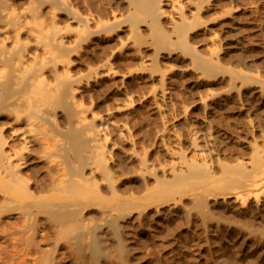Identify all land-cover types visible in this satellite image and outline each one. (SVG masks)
I'll list each match as a JSON object with an SVG mask.
<instances>
[{
    "label": "rangeland",
    "instance_id": "374dc122",
    "mask_svg": "<svg viewBox=\"0 0 264 264\" xmlns=\"http://www.w3.org/2000/svg\"><path fill=\"white\" fill-rule=\"evenodd\" d=\"M0 1L31 20L32 0ZM128 3L42 9L39 20L52 17L65 46L42 72L74 88L55 116L63 126L80 115L95 126L106 171L85 167L98 191L68 224L49 214L50 222L48 206L24 213L0 195V264H92L74 250L77 234L83 246L93 227L98 264H264V0H161L155 22ZM67 8L88 18L81 39L84 25ZM28 32L20 35L40 54ZM32 157L34 190L42 175ZM179 173L195 177L183 183ZM231 176L238 181L226 187L213 182Z\"/></svg>",
    "mask_w": 264,
    "mask_h": 264
},
{
    "label": "bare ground",
    "instance_id": "6f19581e",
    "mask_svg": "<svg viewBox=\"0 0 264 264\" xmlns=\"http://www.w3.org/2000/svg\"><path fill=\"white\" fill-rule=\"evenodd\" d=\"M32 2L34 3L32 10L27 12L30 14L31 20L25 18L26 21L20 16L23 12L18 14L11 7L10 9L7 3L5 6H0V191L2 192L0 195L5 199L3 204L6 202H8L6 205L9 203L18 204L21 206V210L24 209V211L22 210L24 213H28L27 209L36 202L41 206H48L47 217L51 215L50 217H54L51 219H64V223L67 221L66 224H68L67 217L78 212L77 206L92 194L96 195L98 182L92 175V169L91 175H88L84 169L88 165L89 167L93 165V171L98 168L105 170L106 151L103 144L95 142V126L91 123H84L83 115L72 122V126H63L55 116V107L59 100L67 99L71 94L73 95L74 88L68 84L66 79L52 83L42 72L45 61L48 58L61 56L65 51V46L62 44V38H57L58 29L52 17H49L48 20H39V17L42 9L53 4H62L64 0H32ZM128 2L130 5L137 2L136 5H139L138 7L145 15H150L155 19L151 18L154 22L159 20L160 11L162 12L160 10L161 0H131V3L128 0ZM73 10L69 9L72 18L78 19L84 25L78 35L81 39L90 32L87 26L88 18L79 16L77 11L76 14ZM133 14L135 13H132L130 21L135 24L138 16ZM25 28L32 36L33 43L41 47L40 54L37 51L32 53L28 47L29 41H25L21 37L20 33L26 30ZM9 41H12V44L9 45ZM5 128H9V136L4 133ZM16 139L22 141L21 146L15 143ZM30 155L35 156L39 163V166H35L36 169H33L32 172L37 170L42 175L34 190L30 187V175L26 168L28 166V169L32 170V167H29L30 164H27ZM194 173L198 175L201 172L194 171ZM241 173L238 174L241 175ZM183 175H187V178L188 174L180 175L184 183L185 176ZM242 175L244 174L242 173ZM192 176L190 173L189 177ZM219 178L213 180L215 186L224 183L223 187H226L225 183L228 185L238 181L232 176L227 177V181ZM180 180L181 178L178 181L179 185L183 186L184 184ZM216 182L218 183L216 184ZM187 184L189 185V183ZM158 185L154 186L155 190ZM162 187L160 192L165 194L164 188L168 190L169 188ZM171 189L170 194L172 193ZM168 190L166 191L168 192ZM151 191L155 192L153 189ZM145 196L147 197V195ZM47 219L46 221H48ZM49 221L47 223L50 224L52 220ZM55 221L53 220L54 227L52 226V229L57 227ZM70 225L72 226V224ZM83 233L77 234L75 250H73L78 253L81 260L85 256L84 250L87 251L88 261L98 264V256L103 252L99 237L94 227L90 228L91 238L82 246L80 243L83 242Z\"/></svg>",
    "mask_w": 264,
    "mask_h": 264
}]
</instances>
